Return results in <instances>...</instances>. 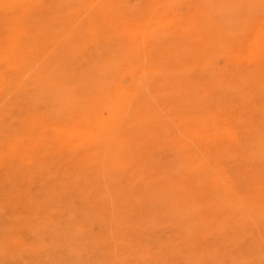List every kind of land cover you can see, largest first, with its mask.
I'll use <instances>...</instances> for the list:
<instances>
[{
    "label": "bare ground",
    "instance_id": "bare-ground-1",
    "mask_svg": "<svg viewBox=\"0 0 264 264\" xmlns=\"http://www.w3.org/2000/svg\"><path fill=\"white\" fill-rule=\"evenodd\" d=\"M0 264H264V0H0Z\"/></svg>",
    "mask_w": 264,
    "mask_h": 264
}]
</instances>
